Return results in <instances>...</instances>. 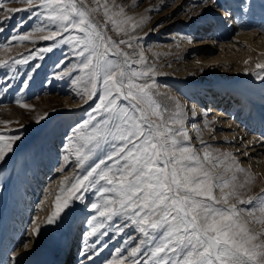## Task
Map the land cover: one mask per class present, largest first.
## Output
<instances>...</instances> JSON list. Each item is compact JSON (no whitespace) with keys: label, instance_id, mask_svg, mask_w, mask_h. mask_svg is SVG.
I'll return each instance as SVG.
<instances>
[{"label":"snow or ice","instance_id":"snow-or-ice-1","mask_svg":"<svg viewBox=\"0 0 264 264\" xmlns=\"http://www.w3.org/2000/svg\"><path fill=\"white\" fill-rule=\"evenodd\" d=\"M24 2L26 8L7 12L28 11L30 19L42 16L53 25L55 30L35 38L68 45L79 58V64L56 77L63 79L79 71L81 75L73 83L83 85L80 94L84 102L98 100L89 119L68 138L66 151L75 158L79 172L63 178L55 210L46 223L61 219L70 202L86 203L94 213L86 236L96 239L80 254L92 264L108 247L100 237L109 236V229L120 235L133 229L139 238L128 235L125 243L133 246L102 264H264V231L249 226L253 220L264 225V195L244 198L246 186L254 180L251 173L231 153L214 155L202 139L198 149L188 135L185 106L179 102L169 106L156 99L160 95L155 91L156 68L139 44L144 17L129 15L115 0ZM258 3L264 11V0ZM213 4L220 9L217 16L236 18L217 0ZM254 6V0H237L244 14ZM98 16L103 17V23ZM5 17L10 18L7 13ZM109 31L120 38L114 39ZM44 32L41 27L11 39L22 42ZM42 51L51 52L53 47ZM32 59L36 54L0 59V68L14 71V65ZM39 67L35 65L33 71ZM255 67L264 70V63ZM257 76L264 80V74ZM0 85L4 92L14 87L4 79ZM21 86L27 88L28 84ZM20 106L30 107L26 103ZM20 139L19 135L0 134V165L6 163ZM64 159L71 163L68 155ZM221 166L223 172L217 171ZM238 174H244L243 181ZM89 194L93 197L90 203ZM33 231L40 234L39 227ZM121 251L117 249V253ZM23 255L13 250L8 264H22Z\"/></svg>","mask_w":264,"mask_h":264},{"label":"rangeland","instance_id":"rangeland-1","mask_svg":"<svg viewBox=\"0 0 264 264\" xmlns=\"http://www.w3.org/2000/svg\"><path fill=\"white\" fill-rule=\"evenodd\" d=\"M115 2L123 4L129 15L144 17V27L138 32L141 37L139 44L148 62L156 68L155 91L160 94L156 99L169 106L175 102L185 106L188 110V135L198 149L202 145H198L197 137L211 146L214 155L217 152L231 153L240 166L251 173L254 180L246 186L244 198L249 195H264V161L257 168L245 166L249 160L241 158L244 153L239 152L238 143L219 128L221 121L232 120L237 128L240 126V131L244 129L251 137L260 136L261 133H253L252 123L256 111L263 109L264 112V107H255L251 113L246 111L240 121L234 120V115L236 111V114L240 112V96L255 100L259 97V85H264V80L259 79L257 73L264 74V70L256 69L255 65L264 63V49L251 51L234 31L228 37L222 38L221 42L216 39L214 36L218 34V21H222L224 17L217 16L220 9L213 4V0ZM217 2L231 10L237 7V0ZM0 4L4 5L0 8V27L4 28L0 32V59H22L24 56L36 54V59L30 60L28 64L14 65V71L0 68V79L10 80L14 85L7 92L0 91V134L21 137L13 145L14 151L9 154L6 163L0 165V264H8L13 250H17V243L20 241L15 235L17 220L24 237L30 234L28 231L33 226L40 228V234L35 236L39 246L43 248L40 249L37 260L34 261L35 258L28 255L22 259V264H73L76 254L81 255V250L89 248L96 239L86 236L91 228L90 217L94 213L86 203L73 201L55 224H47L46 218L55 210V199L60 194L63 178L79 172L75 158L66 151L68 138L74 137L73 130L89 119L91 108L98 100L84 102L80 94L83 85L73 83V79L81 75L79 71H73L63 79L56 77L57 73L79 64V58L74 56L68 45L35 38L47 34L48 30H55L53 25L47 24L42 16L30 19L28 11L7 12L8 9L26 8L24 0H0ZM254 4L249 13L241 12L242 17L239 20L247 26L248 33H259L258 39L253 38V43L259 42V46H264V11L258 9V0H254ZM5 13L10 18H6ZM97 19L103 23L102 16ZM208 19L211 25L214 23L212 27H208L209 31L212 29L211 33L197 38H209L214 42L216 50L209 54L223 60L231 58L233 63L228 67L220 63L203 65L200 68L197 59L207 58L209 54L203 55L193 48L192 41L196 39L194 34L192 40H186L182 34V28L189 27L191 30L198 24L206 23ZM41 27L45 32L35 33L29 40L21 42L11 39L13 36L34 33L35 29ZM108 34L114 39L120 38L115 32L109 31ZM48 47H53V51H42ZM250 55H253L252 58ZM40 56L44 58L40 59ZM61 61L66 63L61 64ZM37 64L40 67L33 71ZM22 83H27L28 87L23 88ZM221 93L225 100L216 101L214 96ZM18 101L30 107L23 108ZM216 109L220 110L221 118L215 113ZM42 116L44 119H40ZM195 121L198 125L196 132L193 125ZM65 154H68L71 163L65 161ZM99 154L103 155V152ZM223 170V166L217 169L219 172ZM238 177L243 181L244 174H238ZM92 199L89 194V203ZM248 219L252 220L251 217ZM249 226L256 232L264 231V225L254 220ZM128 235L139 238V234L133 229H127L124 235L114 234V230L109 229V236L100 237V241L106 242L108 247L96 257L95 264H102L105 260L124 254L133 246L125 243ZM117 249H121V253H117ZM82 259L80 262L92 264L84 257Z\"/></svg>","mask_w":264,"mask_h":264},{"label":"bare ground","instance_id":"bare-ground-1","mask_svg":"<svg viewBox=\"0 0 264 264\" xmlns=\"http://www.w3.org/2000/svg\"><path fill=\"white\" fill-rule=\"evenodd\" d=\"M258 9H260V7H258ZM258 9H257V11H258ZM232 11H233L234 17H236V18L232 19V18L224 17V19L222 21H220V22L218 21V25H217V29H216V32H218V34H216L214 37L221 42L222 38L228 37L229 34L232 31H234V33H236L240 37L241 40H244V45L249 47L251 51L257 50V48H260L263 50L264 46L263 45L259 46V42L253 43V38H255L254 40L258 39L259 33H248L247 32V30H248L247 26L244 25L239 20L242 17V13L239 11V9L237 7L232 8ZM260 11H261V9H260ZM255 12H256V10H255ZM254 15H256V14H254ZM258 15H259V11H258ZM261 16H260V18H261ZM226 20H229V21L226 22ZM259 20H261V19H259ZM209 22H210V20L208 19L206 21V23L198 24V25L194 26L193 28H191V30L189 27L182 28L183 29L182 34L184 35V38L186 40H192L194 38L193 36L194 35L196 36V39L194 41H192V44L194 45V46L193 45L192 46L196 51H199V53H202L203 55H205V54L207 55L209 53L213 54L212 52L216 50L215 43L210 41L209 38H206L204 40L199 39L200 41L198 40L199 37L207 36V35H209V33H211L210 31L212 29H210V31L208 30ZM213 24L211 25V27L213 26ZM187 34H188V36H187ZM262 39L264 40V36ZM196 40H198V41L196 42ZM217 45H218V43H217ZM242 45H243V42H242ZM221 46L222 45H220V47ZM210 54L207 58L201 57V58L197 59V64H199L200 68H202L203 65H210V64L216 65V64H220V63H223L224 66L228 67V66H230V64L233 63L231 58H229V59L227 58V59L223 60L222 58H220L218 56H214V55H210ZM252 56L253 55H250L251 58H252ZM227 78L229 79V77H227ZM196 93H199V92L197 91ZM258 96L259 97L256 100L249 98L248 96H240L239 98L242 99L241 105L238 108V111H240V112L238 114H236L237 113V111H236V113L234 115V120L238 119V121H240L246 111H249L251 113L255 109V107H258V108L264 107L263 106V103H264V85H259V95ZM223 97H224V95L222 93L214 96L216 101H219V100L224 101L225 97L224 98ZM199 101L200 100H198V102ZM245 101H246V103H245ZM219 105L220 104H218V106L217 105L216 106L219 107ZM214 106H212V108ZM219 111H220L219 109L218 110L216 109L215 113H217V115H220L219 118H221L222 114H219ZM231 121H221L220 122L221 126L219 128L221 130L225 131L224 134L226 136H230L232 139L235 140L236 143H238L239 152L244 153L241 158L243 160H249V163H247L245 166L253 167V168L259 167L261 165L260 164L261 161H264V112H263V109L260 110L259 112L256 111V116L254 117L253 123H252L253 124L252 128H254L253 133H258V135H259V133H261L260 136L257 138H256V136L251 137L250 134L245 132L244 129L240 131L239 130L240 126L237 128V124H234V122H231ZM193 125L195 126L194 132L198 131V125H197L196 121L193 123ZM190 127H192V125ZM248 138H250V139H248ZM197 141H199L198 145L201 146L200 139H198V137H197ZM40 176H38V178L41 180ZM19 225H20L19 220H17L15 235H16V238H20L19 239L20 241L17 243V250L16 251L24 254L22 259L26 258L28 255H32L33 258H35L34 259V261H35L38 259V256L40 255V251H41L40 249H43L39 246V242L35 236L36 234L33 231L35 226H33L28 231V232H30V234L28 236L24 237V235H22V233H21V229H20ZM20 235H22V237H20ZM23 243L27 244V246H28L27 249H25L24 247H21L23 245ZM76 255H77V258L73 264H84L83 262H80V260L83 258V256H81L79 254H76ZM36 262H38V261H36Z\"/></svg>","mask_w":264,"mask_h":264}]
</instances>
